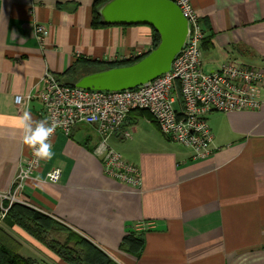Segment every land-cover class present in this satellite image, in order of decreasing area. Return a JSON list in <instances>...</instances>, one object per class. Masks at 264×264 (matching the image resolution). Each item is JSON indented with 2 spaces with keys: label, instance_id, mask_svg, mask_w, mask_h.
I'll list each match as a JSON object with an SVG mask.
<instances>
[{
  "label": "crops",
  "instance_id": "0c3cea01",
  "mask_svg": "<svg viewBox=\"0 0 264 264\" xmlns=\"http://www.w3.org/2000/svg\"><path fill=\"white\" fill-rule=\"evenodd\" d=\"M191 2L204 33V71L227 61L264 67V0ZM95 3L0 0V209L11 204L4 195L31 155L18 117L30 111L44 120L37 98L16 107L14 96L35 94L45 73L76 84L153 44L148 25L94 24ZM260 99L255 111L209 114L214 137L203 159L168 139L149 112H130L109 144L140 169L138 187L105 173L93 125L57 131L53 158L40 161L16 202L50 216L117 264H264V87ZM54 169L61 177L51 183ZM0 225L18 240L21 255L67 264L23 228ZM131 233L144 240L139 256L120 247Z\"/></svg>",
  "mask_w": 264,
  "mask_h": 264
},
{
  "label": "built area",
  "instance_id": "2783aa9c",
  "mask_svg": "<svg viewBox=\"0 0 264 264\" xmlns=\"http://www.w3.org/2000/svg\"><path fill=\"white\" fill-rule=\"evenodd\" d=\"M187 20V35L172 61L168 72L140 86L125 90H88L67 85L54 75L45 73L35 94H16L14 104L23 107L32 98L43 105L44 120L56 130L70 134L77 124L93 125L100 136L96 152L102 155L105 173L126 185H142L140 169L114 150L109 139L123 125L128 114L135 110L149 112L160 131L171 141L193 151L196 159L208 157L213 132L208 116L213 112L255 111L262 106L260 88L264 87V67L243 62L227 61L219 68L206 72L202 67L203 29L191 0H172ZM45 32L36 26V34ZM139 49L131 58H139L153 49ZM55 135V134H54ZM53 137L51 138L52 143ZM41 159L32 155L21 167L13 181L10 203L24 181L37 168ZM61 171L47 174L56 183ZM8 207L0 209V223Z\"/></svg>",
  "mask_w": 264,
  "mask_h": 264
},
{
  "label": "water",
  "instance_id": "95a60500",
  "mask_svg": "<svg viewBox=\"0 0 264 264\" xmlns=\"http://www.w3.org/2000/svg\"><path fill=\"white\" fill-rule=\"evenodd\" d=\"M99 14L108 25H148L160 40L133 64L82 76L75 85L88 90H125L156 79L169 71L187 35V20L172 0H108Z\"/></svg>",
  "mask_w": 264,
  "mask_h": 264
},
{
  "label": "trees",
  "instance_id": "16d2710c",
  "mask_svg": "<svg viewBox=\"0 0 264 264\" xmlns=\"http://www.w3.org/2000/svg\"><path fill=\"white\" fill-rule=\"evenodd\" d=\"M108 0H96L93 9L94 24H105L102 22L99 14V7ZM108 25V24H106ZM153 47L155 48L160 40L159 34L151 27ZM142 57L131 59L128 61L118 62L102 67L105 70L111 67L130 65L137 62ZM80 76L79 78H81ZM74 86V83H65ZM7 213L3 218V223L7 226L17 225L23 228L34 238L41 242H45L46 236L51 233L66 234L61 240H50L48 242L57 255L70 264H117L107 254L95 247L86 239L76 235L67 227L59 224L50 216L27 205L13 202L9 205ZM73 240V241H72ZM144 240L133 233L126 235L121 242V249L130 254L139 256L143 249ZM19 242L14 238L2 225H0V264H41L33 258L25 257L19 253Z\"/></svg>",
  "mask_w": 264,
  "mask_h": 264
},
{
  "label": "clouds",
  "instance_id": "9594fccd",
  "mask_svg": "<svg viewBox=\"0 0 264 264\" xmlns=\"http://www.w3.org/2000/svg\"><path fill=\"white\" fill-rule=\"evenodd\" d=\"M19 130L22 143L31 150L32 155L41 160H50L54 156L51 138L57 125L49 126L45 120H34L30 111H24L19 117Z\"/></svg>",
  "mask_w": 264,
  "mask_h": 264
},
{
  "label": "rangeland",
  "instance_id": "374dc122",
  "mask_svg": "<svg viewBox=\"0 0 264 264\" xmlns=\"http://www.w3.org/2000/svg\"><path fill=\"white\" fill-rule=\"evenodd\" d=\"M63 234V236H61V234H59V233H51V234H49L48 233V235L46 236V239H45V242H43L46 246H48L49 247V245H48V242L50 241V240H63L64 238H65V235L66 234H64V233H62ZM73 241V240H72ZM67 264H70L69 262H67Z\"/></svg>",
  "mask_w": 264,
  "mask_h": 264
}]
</instances>
